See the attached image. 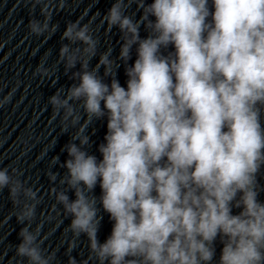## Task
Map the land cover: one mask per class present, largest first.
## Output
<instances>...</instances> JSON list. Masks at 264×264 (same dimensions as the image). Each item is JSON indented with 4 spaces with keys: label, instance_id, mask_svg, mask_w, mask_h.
Instances as JSON below:
<instances>
[{
    "label": "clouds",
    "instance_id": "1",
    "mask_svg": "<svg viewBox=\"0 0 264 264\" xmlns=\"http://www.w3.org/2000/svg\"><path fill=\"white\" fill-rule=\"evenodd\" d=\"M28 2L43 16L30 19V33L51 37L65 0ZM105 22L119 30L117 57L109 47L92 66L99 39L77 20L55 64L35 70L52 77L63 64L73 81L48 98L70 134L49 191L71 218L68 264H78L70 253L82 236L96 264H264V0H113ZM97 122L107 129L99 156L89 150ZM22 175L0 168V193L22 225L15 257L56 264L41 224L32 227L43 197ZM104 213L113 225L101 242Z\"/></svg>",
    "mask_w": 264,
    "mask_h": 264
},
{
    "label": "water",
    "instance_id": "2",
    "mask_svg": "<svg viewBox=\"0 0 264 264\" xmlns=\"http://www.w3.org/2000/svg\"><path fill=\"white\" fill-rule=\"evenodd\" d=\"M54 3L58 5V0ZM112 3L113 0H65L63 8H53L51 23L58 25V29L46 39L47 34L35 36L27 27L30 19L43 20L39 5L33 9L28 0H0V101L8 97L6 102L0 103V168L11 166L21 171V179L39 189L38 195L43 199L37 207L32 227L34 229L41 224V234L47 236L43 246L56 252V264H68L67 239L71 234L66 239L64 228L71 218L62 215V206H56L49 191L51 187L59 188V178L65 171L60 165L67 158L61 148L70 139V134L63 132L58 119H53L48 98L57 89H66L73 81L69 79L70 73L65 75L63 64L57 66L52 77L41 78L35 70L42 60L49 68L55 64L59 48L67 43L61 40V35L67 23L77 20L81 25L90 23L94 36L99 39L98 55L91 61L92 66L98 62L99 52L109 47L113 49L112 56L117 57L121 43L119 30L113 28L107 32L106 22L101 23ZM133 12L138 19L141 13L135 4L128 9V14ZM145 35L141 30V36ZM118 78L121 85L126 86L123 67L119 69ZM95 127L94 144L89 150L99 156L96 147L106 134V122H97ZM50 172L57 176L55 182L49 180ZM96 194H100L99 187ZM8 196L7 189L0 193V264H27L26 260L21 262L15 257V245L19 243L18 232L22 225L10 216L12 204ZM261 199L264 200V194ZM238 211L234 209L233 213ZM112 225L109 215L104 213L99 231L101 242L111 234ZM221 248L222 245L217 243V260ZM70 254L78 264H96L90 258L86 237H81L79 246Z\"/></svg>",
    "mask_w": 264,
    "mask_h": 264
}]
</instances>
